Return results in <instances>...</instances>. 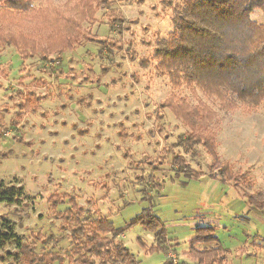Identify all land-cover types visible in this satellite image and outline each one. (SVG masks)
<instances>
[{
  "label": "rangeland",
  "instance_id": "374dc122",
  "mask_svg": "<svg viewBox=\"0 0 264 264\" xmlns=\"http://www.w3.org/2000/svg\"><path fill=\"white\" fill-rule=\"evenodd\" d=\"M32 1L44 16L82 19L79 0ZM111 1L121 26L110 30L111 10L94 2L90 19L78 24L82 39L59 61L39 54L22 61L12 45L0 48V181L22 186L29 198L0 204V216L34 249L26 255L44 260L33 264H81L82 256L71 258L60 216L73 206L87 234L101 219L120 231L118 242L138 264H165L167 257L195 264L186 255L198 228L213 229L228 264H264V101L222 106L197 88H175L153 59L156 42L172 31L166 0ZM3 17L5 33H23L43 47L54 32L31 17ZM251 20L264 27V10ZM167 98L172 109L159 106ZM188 134L213 143L220 167L214 178L171 169L176 155L193 172L210 173L206 149L195 155L175 146ZM226 169L240 184L222 181ZM149 215L163 230V247L144 223ZM14 251L2 249L0 264H24V250L20 257Z\"/></svg>",
  "mask_w": 264,
  "mask_h": 264
},
{
  "label": "trees",
  "instance_id": "16d2710c",
  "mask_svg": "<svg viewBox=\"0 0 264 264\" xmlns=\"http://www.w3.org/2000/svg\"><path fill=\"white\" fill-rule=\"evenodd\" d=\"M94 2L105 5L106 10H111V0H79L77 6L81 7L83 15L82 19L77 21L55 18V15L51 18L44 16L43 8L34 6L31 0H0V18L5 16V19L8 17L14 19L16 15L20 16L19 18L31 17L34 20L31 22L45 30H50L51 26H54V32L49 36L45 47L39 45V40L29 38L28 35L19 33L10 36L5 33L6 29H0V48L12 45L22 61L38 54L40 55L38 59L46 63L59 61L64 51L74 48L75 43L79 44V40L82 39L78 24L80 26L81 22L90 19L89 11ZM164 3L171 8L172 31L165 40L160 39L155 44L153 53L156 57L153 59L156 61V70L166 76L175 88L187 86L191 91L197 88L214 97L222 106L237 102L251 105L262 103L264 27L253 22L251 15L256 10H264V0H166ZM37 10H39L37 13L34 12ZM106 17L110 30L115 24L121 26L123 22L113 10ZM172 103L173 99L167 98L159 103V106L172 109ZM18 106L24 110L23 103ZM212 144L209 139L197 135L179 136L175 146L183 147L185 151H191L195 155L200 146L208 151L210 158L206 159L207 161L212 159L207 168L210 173L193 172L176 155L171 156V169L188 178L201 176L214 178L212 171L216 167L220 171V167L216 165L213 148H210ZM226 170L228 171L224 174L226 180L222 181L234 182L237 185L236 174H230L229 169ZM245 195L247 196L246 193ZM26 199L29 198L23 192L22 186L0 181V204L6 207L24 205ZM73 209L79 212L74 213ZM79 213L80 208L73 206L71 211L60 215L69 228V238L73 245L71 258L79 259L82 256L81 264H95L94 261L83 257L90 254L99 259V264H138L127 248L118 242L117 236L120 231L115 230L111 223L106 219L96 220L93 223L95 225L93 231L87 234ZM144 223L155 234L158 245L163 247V230L160 231L157 227L158 222L153 221L149 215L144 217ZM20 238L15 233L13 224L0 216V251L8 245H14L15 255L20 257L24 250V264L43 262V259L32 260L27 256H30L34 249L27 243L23 244ZM165 251L169 252L166 249ZM186 256L195 264H228V251L211 228L196 230L195 237L189 241ZM165 264L175 263L171 257H167Z\"/></svg>",
  "mask_w": 264,
  "mask_h": 264
}]
</instances>
